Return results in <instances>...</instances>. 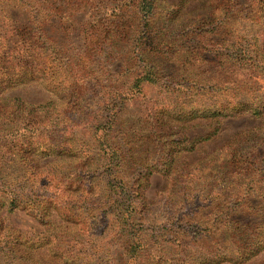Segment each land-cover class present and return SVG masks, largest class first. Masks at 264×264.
I'll use <instances>...</instances> for the list:
<instances>
[{"label":"trees","instance_id":"trees-1","mask_svg":"<svg viewBox=\"0 0 264 264\" xmlns=\"http://www.w3.org/2000/svg\"><path fill=\"white\" fill-rule=\"evenodd\" d=\"M55 1L0 0V211L6 207L12 211H26L40 219L44 217L48 206H52L57 198L56 195L44 193L46 181L42 177L37 178L40 175L37 167L39 161L46 160V166L43 167L46 169L56 159L60 161L81 155L79 162L73 164L64 175L68 179L67 188L71 187L74 193L80 192V202L87 206L77 207L79 202L76 205L69 204L65 210L71 217L64 215L66 219H72L73 222L87 211H100L101 216L106 214L109 209L107 204L98 208L93 206L98 202L91 200L98 184L108 190L109 203L112 202L116 215L131 219L137 212L133 194L142 196L134 187L147 175L158 171L157 168L149 166L148 162H144V165L139 161L145 173L134 175L136 181L129 186L128 171L131 167L127 168L129 160L126 156L117 154L115 150L107 162H94L86 154L85 146L78 145L77 140L72 144L74 133L67 137L68 128L65 127L67 123L74 127L80 125V117L75 115L73 119L70 114L73 109L80 107V93L77 96L74 93L90 80L85 64L88 54L98 44L110 46L114 39L125 37V24L108 23L107 17L98 15H91L88 21L81 22L80 0ZM132 2V8L137 11L134 15L141 14L146 19L139 30L144 48L135 49L134 54L141 56L144 51H164L160 47L162 42L157 43L158 37L155 34L152 36L153 26L148 20L153 15L156 0ZM211 4L208 15L193 22V29L186 35V40L189 41L191 36L193 39H208L216 49L209 50L208 45L202 47L199 40L191 49L200 58L204 57V53L214 52V59H219L221 72L214 75L215 79L209 76L197 81L181 76L179 86L194 90L209 101L208 106L203 108L206 111L199 116L217 119L248 113L262 118L264 0H213ZM10 9L17 11L18 18L14 17L15 11ZM116 18L121 19V16ZM77 20L80 21L77 23ZM53 23L58 31L76 34L77 39L81 38L85 44V55L79 52L76 57H72L68 50L65 52L59 41L50 37L49 30ZM187 23L191 25V20ZM254 27L257 29L248 31ZM170 45L168 43L164 47L170 48ZM204 61L210 65L213 63ZM152 71L153 75L148 72L137 78L135 87L153 82L156 70L152 68ZM32 83L47 90L55 101L34 107L20 100L2 98L6 90ZM56 103L63 106L64 109L59 110L61 113L55 112ZM33 112H41L43 116L36 119V115L34 120L28 119L27 116ZM215 122L212 132L188 142L185 148L177 152H193L200 143L211 140L218 133ZM61 125L64 126L62 129ZM102 126L104 135L108 136L114 128V120ZM96 128V125L90 126L94 132ZM257 134L249 132L243 136L242 141H238L235 148L222 158V167L211 170L205 185H197L191 190H186V185L180 187L182 191H178V197L182 199L179 203L182 213L172 216L178 224L159 227L156 220H151L149 223L155 227H149V230L153 233L163 232L155 237L170 243L182 241L180 236L171 231L176 228L181 230L182 239H191V242L196 243L215 242L219 249H207L198 264L243 263L264 249V139ZM180 143L171 142L176 146ZM170 153L165 159L172 162L173 154ZM102 168L105 170L98 173ZM8 233L4 232L0 216V246L4 244L0 254L7 249L5 252L10 251V255L30 261L33 253L45 245L19 238L18 235L8 238ZM53 246H56L54 250L58 249L57 244Z\"/></svg>","mask_w":264,"mask_h":264},{"label":"rangeland","instance_id":"rangeland-1","mask_svg":"<svg viewBox=\"0 0 264 264\" xmlns=\"http://www.w3.org/2000/svg\"><path fill=\"white\" fill-rule=\"evenodd\" d=\"M132 1L80 0L81 22L88 21L91 15L107 17L108 23L125 24L123 29L126 35L114 39L110 46L98 44L88 54L85 64L90 80L74 93L76 96L80 93V107L70 114L71 118L75 115L80 117V125H63L68 128L67 137L74 133L72 144L77 140L78 145L85 146L86 154L94 162H107L115 150L117 154L126 156L129 160L127 168L131 167L128 171L129 186L136 181L134 175L145 170L139 164L148 162L158 171L147 175L134 187L142 196L133 194L137 208L133 218H119L112 202L109 203L108 190L98 184L91 200L98 202L93 205L98 208L107 204L109 209L106 214L101 216L100 211H87L71 222L72 219L67 220L64 216H70L65 210L69 204L79 202L77 207L84 208L87 205L80 202V192L74 193L71 187L67 188L68 179L64 174L79 162L81 155L60 161L56 159L46 169H43L46 160L39 161L37 167L40 175L37 178L42 177L46 181L44 193L56 195L57 198L52 206H48L46 215L40 219L26 211H12L5 207L0 211V216L4 232L9 231L8 238L18 235L19 238L45 245L33 253L30 261L16 258L9 254L10 251L5 252L7 249H1L0 264H198L207 249H219L215 242L203 240L196 243L191 239H182L181 230L176 228L171 231L182 241L166 242L155 237L163 232L153 233L149 230V227H155L149 222L156 220L159 227L177 223L172 216L182 213L179 205L182 199L178 197V191H182L180 187L186 185L185 189L191 190L197 185H205L211 170L221 168L222 158L249 132L258 133L264 139V117L256 118L248 113L217 119L199 116L206 111L203 108L208 106L209 101L194 90L179 86L181 76L197 81L209 76L215 79L214 75L221 72L219 59H214V52L204 53V57L200 58L191 49L197 45L196 40L200 41L202 47L208 45L209 50L216 49L208 39L196 37L194 40L191 36L189 41L186 40V35L193 29V22L208 15L213 0H156L153 15L148 20L153 26L152 36L155 34L158 37L157 43L162 42L160 47L164 51H144L141 56L135 55L134 50L144 48L139 30L146 19L141 14L134 15L136 10L132 8ZM117 16H121V19ZM14 17L18 18V14H14ZM190 20L191 25L187 23ZM253 29L257 28H249L248 31ZM56 30L58 27L53 23L49 30L50 37L59 41L65 52L68 50L72 57L79 52L85 55V44L81 38ZM167 42L171 44L170 48L164 47ZM204 60L213 63L210 65ZM152 68L156 70L153 82L135 87L137 78L148 72L153 75ZM261 86L259 84L262 90ZM2 98L20 100L34 107L55 101L47 90L34 83L8 89ZM56 104L55 112L61 113L59 110L64 109L63 106ZM197 109L200 111L197 112ZM37 113L33 112L27 118L34 120L36 115V119L43 116L41 112ZM109 120H114V128L105 136L102 124ZM215 121L218 133L211 140L200 143L193 152H177L185 148L188 142L212 132ZM92 125L97 126L95 132L90 129ZM172 141L181 143L176 146L171 144ZM170 152L173 154L172 162L165 159ZM104 170L102 168L98 173ZM53 244H57L58 249L54 250L56 246ZM238 264H264V249L248 261Z\"/></svg>","mask_w":264,"mask_h":264}]
</instances>
